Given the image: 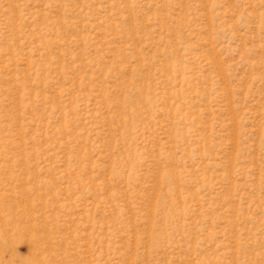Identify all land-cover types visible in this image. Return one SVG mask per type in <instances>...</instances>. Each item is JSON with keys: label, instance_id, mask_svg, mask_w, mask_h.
I'll list each match as a JSON object with an SVG mask.
<instances>
[{"label": "rangeland", "instance_id": "1", "mask_svg": "<svg viewBox=\"0 0 264 264\" xmlns=\"http://www.w3.org/2000/svg\"><path fill=\"white\" fill-rule=\"evenodd\" d=\"M0 264H264V0H0Z\"/></svg>", "mask_w": 264, "mask_h": 264}]
</instances>
